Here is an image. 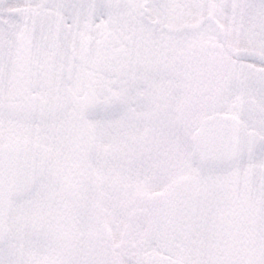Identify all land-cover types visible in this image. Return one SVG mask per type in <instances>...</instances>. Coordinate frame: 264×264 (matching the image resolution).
<instances>
[{
  "label": "snow or ice",
  "instance_id": "6c2138e0",
  "mask_svg": "<svg viewBox=\"0 0 264 264\" xmlns=\"http://www.w3.org/2000/svg\"><path fill=\"white\" fill-rule=\"evenodd\" d=\"M0 264H264V0H0Z\"/></svg>",
  "mask_w": 264,
  "mask_h": 264
}]
</instances>
